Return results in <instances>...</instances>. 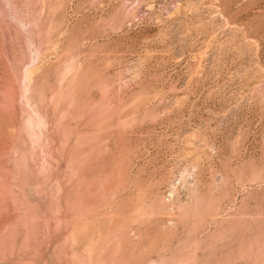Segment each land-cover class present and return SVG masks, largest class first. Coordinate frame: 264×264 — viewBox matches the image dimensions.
Listing matches in <instances>:
<instances>
[{
	"label": "rangeland",
	"instance_id": "rangeland-1",
	"mask_svg": "<svg viewBox=\"0 0 264 264\" xmlns=\"http://www.w3.org/2000/svg\"><path fill=\"white\" fill-rule=\"evenodd\" d=\"M0 264H264V0H0Z\"/></svg>",
	"mask_w": 264,
	"mask_h": 264
}]
</instances>
